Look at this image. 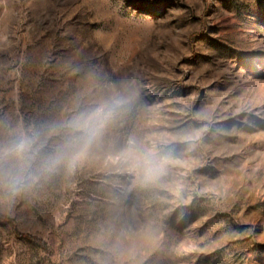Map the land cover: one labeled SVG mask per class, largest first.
Returning a JSON list of instances; mask_svg holds the SVG:
<instances>
[{"label":"rangeland","instance_id":"374dc122","mask_svg":"<svg viewBox=\"0 0 264 264\" xmlns=\"http://www.w3.org/2000/svg\"><path fill=\"white\" fill-rule=\"evenodd\" d=\"M119 98L74 170L0 192V264H264V0H0V142Z\"/></svg>","mask_w":264,"mask_h":264},{"label":"clouds","instance_id":"9594fccd","mask_svg":"<svg viewBox=\"0 0 264 264\" xmlns=\"http://www.w3.org/2000/svg\"><path fill=\"white\" fill-rule=\"evenodd\" d=\"M129 103L125 98L105 101L46 129L13 130L0 142V192L16 196L60 169L74 170L122 118ZM168 161L169 156L156 147L131 158L146 181L158 179Z\"/></svg>","mask_w":264,"mask_h":264}]
</instances>
